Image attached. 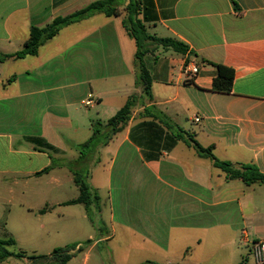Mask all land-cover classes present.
<instances>
[{
	"label": "crops",
	"instance_id": "obj_1",
	"mask_svg": "<svg viewBox=\"0 0 264 264\" xmlns=\"http://www.w3.org/2000/svg\"><path fill=\"white\" fill-rule=\"evenodd\" d=\"M95 1L0 0V53L22 50L33 26ZM141 1L151 35L188 46L144 57L152 98L136 85L137 46L122 23L129 0H118L120 16L92 14L38 55L0 62V233L20 251L39 252L65 229V203L80 194L71 172L78 168L105 192V239L141 263L249 264L247 253L264 241V183L228 181L184 139L264 174V0ZM191 63L200 69L193 78ZM216 64L234 70L230 93L213 90ZM132 94L137 105L100 162H82L92 122L106 123ZM70 184L79 194L67 198ZM78 217L89 220L86 211Z\"/></svg>",
	"mask_w": 264,
	"mask_h": 264
},
{
	"label": "trees",
	"instance_id": "obj_2",
	"mask_svg": "<svg viewBox=\"0 0 264 264\" xmlns=\"http://www.w3.org/2000/svg\"><path fill=\"white\" fill-rule=\"evenodd\" d=\"M126 14L123 18V26L130 37H132L137 46L135 54L134 66L136 70V85L142 88L144 94L152 98V79L150 72L145 64L144 57L158 48L171 49L180 54L188 52V46L175 38H160L151 35L144 21L139 17L142 12L141 0H129L124 8ZM103 13L106 16H120L118 0H98L88 6L71 13L66 16L55 18L50 24L43 28L33 26L30 30L29 37L24 43L22 50L13 54L0 53V62L9 59H22L26 56L38 55L39 49L49 40L57 36L62 28L79 22L92 14ZM217 67V76L214 79L213 90L221 93H230L232 91L234 81V70L223 65H215ZM12 79L9 80V82ZM138 95L132 94L129 96L125 105L106 123L97 120L92 122L91 137L79 145L80 159L85 162L89 157L98 156L101 150L106 147L111 140L119 132L123 130L132 112L137 105ZM159 117V116H156ZM186 144L192 146L198 156L208 158L213 162V165L220 169L230 180H242L246 184L264 183V174L261 173L258 166L253 163H233L230 161H223L218 159L213 153V147L201 146L191 135L189 139H184ZM100 157V156H99ZM100 158H97V163ZM51 167H48L38 174L48 172ZM74 182L79 189V196L76 199L67 201L66 205L82 204L86 208L89 219L93 222L91 214L92 206L100 202V196L97 189L89 184L90 172L88 170H81L78 168H71ZM97 207V206H96ZM100 208V207H97ZM45 209L41 210V212ZM91 240L88 241V244ZM16 240L13 238L0 239V264H5L9 259H30L32 261L52 259V263L45 264H67L77 252L83 250L82 245L74 244L65 247L56 248L51 255H29L24 251L13 252L8 249L9 246H15ZM143 264H159L148 261Z\"/></svg>",
	"mask_w": 264,
	"mask_h": 264
},
{
	"label": "rangeland",
	"instance_id": "obj_3",
	"mask_svg": "<svg viewBox=\"0 0 264 264\" xmlns=\"http://www.w3.org/2000/svg\"><path fill=\"white\" fill-rule=\"evenodd\" d=\"M99 156L100 154L97 156V158H100ZM88 181L92 186L90 180ZM98 193L100 196V202L96 205H93L91 210L93 222L90 219L88 220L82 218L73 220V216L79 218L78 216L80 213L81 215L85 213L86 208L84 205H67L65 206L67 209V213L65 214L67 219L66 223L64 224L65 229L59 235H53L50 239H48V244H45L42 248H40V251L36 254L33 253L34 251L32 249H26L27 254L48 256L51 255V253L56 248L80 243L83 246V250L77 252L67 264H143L148 262L144 261L141 263L142 257H136L133 253H126V251L117 243L116 239L111 241H107L105 239V237L112 232L110 208L107 206V200L104 198L106 196L105 192L99 191ZM73 194L78 195L79 192L74 184H70L67 186V198H72L75 196ZM3 196L6 197L5 194ZM96 206L100 208H97ZM90 235L92 236L91 238H89ZM3 238L4 235L0 233V239ZM89 240H91V242L88 244ZM8 249L13 252L20 251V248L16 245L9 246ZM247 256L249 258V264H255V256L249 252L247 253ZM9 262L10 264H45L52 263L53 260L48 259L35 262L27 258H12L9 260Z\"/></svg>",
	"mask_w": 264,
	"mask_h": 264
},
{
	"label": "built area",
	"instance_id": "obj_4",
	"mask_svg": "<svg viewBox=\"0 0 264 264\" xmlns=\"http://www.w3.org/2000/svg\"><path fill=\"white\" fill-rule=\"evenodd\" d=\"M199 66L197 63H191L186 66V73L190 78L196 77L199 74ZM91 101H87V105H90ZM195 121L199 122L200 119L196 118ZM254 255L256 260L260 264H264V241H257L253 245Z\"/></svg>",
	"mask_w": 264,
	"mask_h": 264
}]
</instances>
